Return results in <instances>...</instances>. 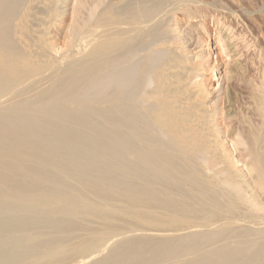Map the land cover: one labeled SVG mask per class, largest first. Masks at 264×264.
<instances>
[{
  "label": "bare ground",
  "instance_id": "1",
  "mask_svg": "<svg viewBox=\"0 0 264 264\" xmlns=\"http://www.w3.org/2000/svg\"><path fill=\"white\" fill-rule=\"evenodd\" d=\"M70 2L0 0V264H264V80L248 181L163 2Z\"/></svg>",
  "mask_w": 264,
  "mask_h": 264
},
{
  "label": "rangeland",
  "instance_id": "2",
  "mask_svg": "<svg viewBox=\"0 0 264 264\" xmlns=\"http://www.w3.org/2000/svg\"><path fill=\"white\" fill-rule=\"evenodd\" d=\"M155 1L164 3H162L161 15L159 14L161 17L162 15L166 16L164 22H171V26L175 23V30L178 32V35H181L180 40L182 37H185L183 38L184 40L181 41L183 43L186 42V45H190V49L188 48L189 52L186 51L187 53H185L189 55L202 53L201 55L203 57L201 56V58L197 60L192 59L187 63V65L191 66L194 70L196 67L201 68L196 72L197 74L193 75L195 76L194 79L198 81L196 88L198 90L200 89L202 91L201 93H204V95H207L209 98L211 97L210 99H213V102L216 101L215 106L218 107L219 112L232 108L230 111H233L220 114L219 116L220 124H225H221L224 128V133H226L224 134L225 136H223V140L229 147L227 148L231 156L234 157L232 158L234 165L239 168V170L241 168L240 171L243 172L242 174L248 176V181H250L249 167L246 162L243 161L245 160L244 157L241 158L240 155H238L239 152L236 150L234 140L235 138L242 137L244 134L243 130L245 129V125L240 120L243 119L241 118L242 116L247 117L244 119L248 121L251 119L252 123L255 122L257 124L259 122L257 119L258 117H256L257 114L251 112L254 108L253 105L250 104L253 102L251 101L252 90L260 85L258 84L261 83L260 81L263 82L264 80V0ZM195 1L198 2L194 5L193 3H195ZM70 3L73 5L75 0H71ZM173 3L176 4L175 7L172 6L174 5ZM178 4L180 6H178ZM169 5L171 6V11L168 10L170 7ZM71 10L65 18L66 22H63L61 28L56 30V33L50 37L53 39L54 51L56 53L65 51L69 42L68 30L66 29H69V25L73 24L71 21L73 17ZM165 11L167 13H165ZM179 29L181 31H179ZM57 33L60 34L57 35ZM255 83H257V85H255ZM212 107L214 106L209 107V109H212ZM223 107H227L228 109H224ZM222 115L225 119L222 118ZM239 115L242 116L240 117ZM229 117H231L232 120ZM234 118H236V120ZM234 121L236 123L240 122L236 125L237 127L234 125L236 124ZM255 123L254 125H256ZM227 127H229L228 131ZM232 143L235 146H233ZM244 147L245 146H242V148ZM240 158L242 160H239ZM251 187L256 190V194L260 197L258 200L261 199L260 202L264 205V193L254 188V186ZM262 214H264V211ZM3 249L1 248V250Z\"/></svg>",
  "mask_w": 264,
  "mask_h": 264
}]
</instances>
